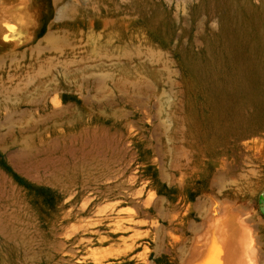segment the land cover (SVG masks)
Wrapping results in <instances>:
<instances>
[{
	"label": "rangeland",
	"instance_id": "374dc122",
	"mask_svg": "<svg viewBox=\"0 0 264 264\" xmlns=\"http://www.w3.org/2000/svg\"><path fill=\"white\" fill-rule=\"evenodd\" d=\"M29 8L39 20L22 52L86 66L109 45L142 57L119 65L139 75L106 66L96 76L71 77L69 89L46 95L39 123L7 119L2 110L0 264H181L172 239H196L201 252L197 210L213 204L229 206L237 219L247 215L264 245V0H61ZM58 10L72 16L78 33L46 42ZM7 65L2 81L22 86ZM106 115L120 122L118 131L100 133L97 118ZM55 120L58 136L35 135V126ZM70 129L79 131L76 142ZM23 141L31 148L42 141L47 155L36 150L26 161ZM249 153L261 157L251 161ZM184 216L185 224L178 221Z\"/></svg>",
	"mask_w": 264,
	"mask_h": 264
},
{
	"label": "bare ground",
	"instance_id": "6f19581e",
	"mask_svg": "<svg viewBox=\"0 0 264 264\" xmlns=\"http://www.w3.org/2000/svg\"><path fill=\"white\" fill-rule=\"evenodd\" d=\"M17 1L19 3L17 5H13L12 0H0V66L1 65L4 66V65L8 64L7 65L8 68L9 67H10L9 69L12 68L13 72L18 75L16 78L15 77L16 75L14 76L12 74L14 76V77L13 76L12 77L16 78V79L21 77V79H23V80L21 81V79H19L20 80L19 82H21V83L24 82V84L22 83L23 84L22 86H19L18 85L19 83L14 85V84H12V80L10 78H5V81H2V78H0V116L2 115V110L7 109V111L5 112L8 114L7 119H9V118L13 119V120L17 119L16 120L17 122H26L25 124H28V125L30 123H33L36 121L39 123L40 120L38 118L42 119L41 117H43V119H44L45 118L44 115H46V110H47V107L45 104L46 95L48 93L56 91V90L69 89L70 85H71V80H70L71 77H74L73 78V80H74L78 77L77 75H79L83 71L86 72V74H87L86 76H91V75L96 76L99 73L96 74V73H94L95 71H99L100 69H101L100 71H102V68H104L106 66H110V67L111 66H118L116 68H117V71L120 75L134 76L137 74L136 72L126 71L122 67L120 68L119 65H121L120 64L121 60L124 61L122 63L128 64L129 61L133 60L132 58H134V56H138L137 58H139V56L142 57V53H141V55L140 54L138 55V53H136V51L128 52V51H126V49L122 50L123 52H120V51L118 52L117 49L118 48L121 49L120 46L109 45L108 47H106L104 54L100 53L101 55L100 54L96 55L97 59L92 58L93 60H96V65L90 64L89 66L82 64L83 61L81 62V64H79L80 61L78 63H76V62L74 63V60L73 61L70 60L72 58H69L70 63L73 62L72 64H70V63H68L69 62L68 59H67L68 60L67 63L65 62L66 60H64V61L62 60L63 62L62 61L60 62L58 60L57 61H51L52 59L50 57H49L50 59H48V57L45 55L40 56L39 52H37L33 55H30L29 52L31 51V48L29 49L30 51L24 50L22 52L20 50V47H22L26 42L32 40V37H33L30 35L28 30L31 27H33V25H35V23L39 20V17L37 14H31L29 6L36 4V8H38L40 10V9H42L45 1L52 3L53 7H56L58 2H60L61 0H17ZM60 11H63V10H60ZM57 13H58L57 17L54 19V15H53L52 21L47 24L48 31H47V34L44 35L45 37H43V38H45V41L46 40L47 41H51V40H56V41L61 40L62 41L63 39H69V37H72L71 35L75 36L78 33L77 32L78 27L77 26L75 27V25H72L73 22L70 21V19L72 18V16L70 14H68L67 12H64V14H66V16L61 18L62 17L61 12H59V10H58ZM35 28L36 27H34L33 30H35ZM52 28L54 29V31H51ZM70 31H72V34L69 33ZM68 33L71 35H69ZM50 48H52V47H50ZM50 48H49V50H50ZM55 48H57V46ZM36 49H39V48H36ZM40 49H42V48H40ZM45 50H47V49H45ZM39 51H41V50H39ZM56 51H58V50H55V52ZM26 52H28L27 58H29V59L26 60L27 63L21 64V61H19L20 60L19 56H21L22 54H25ZM31 52L33 53V51H31ZM58 52H62V51L59 50ZM59 55H61V54H58V56ZM151 55H149V57H151ZM147 59L149 60L148 57H147ZM152 59H153V57H152ZM113 61H115V62L113 63ZM144 63H145V61H144ZM104 70H105V68H104ZM148 70L149 71L147 72L148 73L147 77H149L151 79L152 78L155 79L154 70L151 68H149ZM93 73L96 75H94ZM107 73H109V72H107ZM107 73H106V75H107ZM82 75H83V73L81 74V79L83 77ZM137 75H139V74H137ZM79 77H80V75H79ZM133 78H136V77H133ZM84 79H87V78H84ZM6 80H7V82H6ZM96 82H97V80H96ZM102 82H104V81H102ZM87 83H88V81H87ZM119 83H120V81H119ZM119 83H117V84H119ZM74 85H76V83ZM78 85H80V84H78ZM99 85H101V84H99ZM102 86H104V85H102ZM116 86L118 87V85H116ZM134 86H137V85H134ZM79 88H81V85ZM98 90H99V88H98ZM104 90L105 89H103V91ZM99 91L101 92V90H99ZM4 93H7V95H4ZM55 98H56V96H55ZM55 100H58V99H55ZM166 101L167 100L165 99V106L168 107ZM54 111H55V109H54ZM54 111L50 115L53 116V118L54 117L57 118L58 114L56 115V113ZM59 112H60V110H59ZM67 112L70 113V111H67ZM60 114H62V113H60ZM165 115L167 117V113H165ZM60 117H61V115H60ZM97 119L99 121H101V125L98 127L100 133L103 134L105 132H110L112 129L114 131H118V126H119L120 122H117L115 119L108 118V115H106L105 117H99ZM34 120H36V121H34ZM46 120L47 119H45L44 121H46ZM56 122H58V120H55L53 122L54 124L52 123L53 125H50V126L46 125V127H36L35 126V129H34L35 135L39 136V139L43 133H47L51 136L52 135L58 136V132L55 129V126L57 125ZM61 122H59V123H61ZM107 122H110L109 126L106 125ZM76 123H77V121H76ZM34 125H35V123H34ZM33 127H32V129H33ZM30 129H31V127H30ZM17 130L18 131H24V130L26 131V129L20 130V128ZM19 133H21V132H19ZM68 133L71 136V138L69 140H71V142H72V139H73L76 142V140L79 137L78 129H76V132H74V129H70L68 131ZM26 136H28V135H26ZM32 136L33 135H31V137ZM22 138L24 140H26V138H24V137H22ZM53 139L55 140L56 138H53ZM53 139H51L50 141H53ZM14 140H15V138H14ZM10 141H13V140H10ZM107 141H109V140H107ZM15 142H16V140H15ZM25 142H24L25 144L23 143L24 145H19L18 147L26 152V154H23V152H22V156H20V157H24L23 155H25L26 161H28L27 157L29 155H30V158L32 157L31 156L32 152L37 150L36 152L37 153L39 152L38 154L42 155L43 152L46 151L45 147H44L45 150L42 151V148L44 146V144H41V143H43L42 141H39V144L35 145L33 148H31V146L28 147V145H27L28 142L27 141H25ZM85 142H87V141L85 140ZM14 143L12 142L11 145ZM247 143H243V144H247ZM47 144H49V143H47ZM84 145H85V143H84ZM64 146L65 145L63 143V147ZM7 147L8 146H6L5 149H7ZM69 147H71V146H69ZM53 148L54 147H52V149ZM57 148H59V147H56L55 149H57ZM110 148H111V146H110ZM112 148H114V146ZM54 150L52 151L53 153L55 152ZM73 150L74 149H72L71 151H73ZM18 151H19V153L21 152L20 150H18ZM97 151H96V153H97ZM68 152H70V151H68ZM19 153H18V156H19ZM37 153H35V155H37ZM45 155H47V154L45 153ZM18 156H15V158H13V159L19 160V159H16ZM247 156L251 161H258L261 157V156L255 155L254 153L253 154L249 153V155H247ZM20 157H18V158H20ZM54 157H55V155H54ZM50 158H52V157H50ZM63 158H65V157H63ZM62 159H60V160L62 161ZM93 160H94V158H93ZM102 160H104V159H102ZM19 161H16V164ZM29 161H30V159H29ZM47 161H45V163H47ZM51 161L54 162V160H50V162ZM21 162H22V160H21ZM21 162H20V164H21ZM34 163H36V161ZM45 163H43V164H45ZM84 163H85V161H84ZM81 164L82 163H80V165ZM72 165H74V164H72ZM39 166H41V165H39ZM17 167L14 166V168H16V170L18 169ZM46 169L47 168H45L44 170H46ZM80 169H81V166H80ZM18 170H21V169H18ZM31 170H33V169H31ZM24 176H25V174H24ZM12 187L13 186H11V188ZM14 187H13V189H14ZM12 194H13V191H12ZM221 206H223V205H221ZM228 208H229V206H227V205L226 206L224 205L223 207L217 208L216 204L210 205V207L203 205V207H201V210L198 207V209L200 211L197 210V212H198L197 215H198V218L201 220V223L204 227L203 229H205L204 232L202 231L203 232L202 236H203V242H204L203 245L204 246H203V250L201 249V252L198 251V249L201 246L199 245L198 249L196 246V244H198L199 242L198 241H197V243L194 242L196 239L194 241H193V239H191V242H190L189 238L186 240H183V241L181 239H178L177 237H174L173 239L170 238V239H172V241L170 243L171 248L172 249L173 248L178 249L180 247L179 249H181V250L178 249V251H180V254L178 256H179V260H180L181 264H183V262H184V264H264V245L261 243V237L258 236L256 233L253 234L251 232L250 227L249 228L247 227L246 223H248L249 218L247 217V215L245 216L244 213L242 212V218L237 219L233 215L229 214L230 212H228L227 210H229L230 208L229 209ZM220 214L223 216L222 219H220V217H219ZM223 214L224 215L226 214V216L224 217ZM231 216H233V217H231ZM186 219H187V216H184V220H178V221L182 222V223L184 222L183 224H185ZM170 221H173V220L170 219ZM127 223H130L132 225L138 224L137 222H135V220L133 218L128 219ZM191 223H194V222H189V224H191ZM189 224L187 226H189ZM190 226H192V224ZM197 226L198 225H196L195 228H192L193 227L192 226L191 227L192 229L189 227V229H191L190 231H192V233H194L193 229L194 230L197 229ZM181 238H183V237H181ZM184 239H185V237H184ZM192 241H193V243H192ZM199 241H201V240H199ZM194 243H195V245H194ZM188 244H191L189 252L187 251L188 250V247H187ZM183 245H184V247H183ZM173 251H174V249H173ZM187 252H188V255L186 256ZM176 259H177V257H176Z\"/></svg>",
	"mask_w": 264,
	"mask_h": 264
}]
</instances>
